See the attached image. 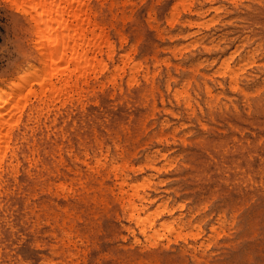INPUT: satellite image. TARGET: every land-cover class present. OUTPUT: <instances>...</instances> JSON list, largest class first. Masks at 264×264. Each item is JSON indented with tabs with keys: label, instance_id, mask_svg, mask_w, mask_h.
Listing matches in <instances>:
<instances>
[{
	"label": "rangeland",
	"instance_id": "1",
	"mask_svg": "<svg viewBox=\"0 0 264 264\" xmlns=\"http://www.w3.org/2000/svg\"><path fill=\"white\" fill-rule=\"evenodd\" d=\"M13 1L0 0V89L27 72V92L34 73L53 68L27 65L37 1L25 10ZM102 3L92 20L113 59L103 74L89 70L77 121L60 120L59 147L45 144L55 157L47 169L59 174L25 162L31 175L12 189L20 208L0 234V264H259L264 0H168L178 7L167 13L147 0ZM136 193L146 234L129 220Z\"/></svg>",
	"mask_w": 264,
	"mask_h": 264
},
{
	"label": "bare ground",
	"instance_id": "2",
	"mask_svg": "<svg viewBox=\"0 0 264 264\" xmlns=\"http://www.w3.org/2000/svg\"><path fill=\"white\" fill-rule=\"evenodd\" d=\"M13 2L16 5L22 4L21 9L24 10L26 4H36V13L28 23L24 40L29 45L32 44L33 48L27 65L31 66L42 60L53 68V73L45 79L34 73L38 82L35 90L24 92L27 78L32 74L27 72L17 77L19 82L10 87L9 91L0 89V234L11 229L12 210L19 211L14 209L20 208L17 206L19 203L11 200L14 193L12 189H26L24 175H31V172L25 173V162H31V170L35 164L42 165L43 171H47L46 175L59 174L47 169V165L55 157L46 156L45 144L50 141L52 145L56 143L51 150L59 147L57 139L66 137L60 120L64 123L77 121L76 117L72 118L74 96L89 85V70L94 72L96 68H100V74H103L109 69L107 60H112L115 53L113 44L108 37H104L102 31L98 33L97 30L101 27L92 20L100 7H103L102 0ZM104 46L107 51H104ZM137 67L140 66L134 65L132 69L136 70ZM83 117L82 115L80 120ZM86 144L88 142L84 140L83 145ZM29 155L32 156L31 159ZM1 196H5L7 200L4 201ZM134 196L141 201V205L134 202L128 204L129 220L141 225L142 233L146 234L145 221L149 216L142 218L141 215L146 210V199L138 193ZM154 225L151 223L149 229Z\"/></svg>",
	"mask_w": 264,
	"mask_h": 264
},
{
	"label": "snow or ice",
	"instance_id": "3",
	"mask_svg": "<svg viewBox=\"0 0 264 264\" xmlns=\"http://www.w3.org/2000/svg\"><path fill=\"white\" fill-rule=\"evenodd\" d=\"M146 6L152 7L153 9L161 13H167L172 7H178V5L168 3V0H159V2L155 4L152 2V0H147ZM149 15H151V13ZM169 23H171V20H169ZM261 232L262 234H264V225L261 226ZM242 264H257V262L255 260H244ZM259 264H264V260H261Z\"/></svg>",
	"mask_w": 264,
	"mask_h": 264
}]
</instances>
